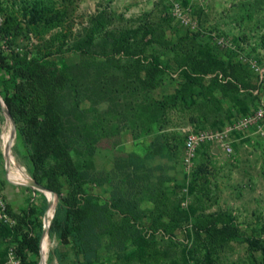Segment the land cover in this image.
<instances>
[{"label":"rangeland","instance_id":"374dc122","mask_svg":"<svg viewBox=\"0 0 264 264\" xmlns=\"http://www.w3.org/2000/svg\"><path fill=\"white\" fill-rule=\"evenodd\" d=\"M0 54L12 77L30 59L62 74L53 111L13 140L53 199L16 183L0 153V195L35 210L21 227L44 230L46 264H264V0H0ZM190 131L233 149L188 151ZM48 141L74 171L56 151L43 158ZM63 198L83 211L82 251L49 232ZM10 218L0 264H19ZM223 223L238 233L221 236Z\"/></svg>","mask_w":264,"mask_h":264},{"label":"trees","instance_id":"16d2710c","mask_svg":"<svg viewBox=\"0 0 264 264\" xmlns=\"http://www.w3.org/2000/svg\"><path fill=\"white\" fill-rule=\"evenodd\" d=\"M40 59H30L27 65L15 67L13 77L10 75V66L5 55L0 54V69L6 70L9 76L4 80L3 100L13 116L20 132L36 128L41 122V116L50 114L55 107L57 95V86L61 85L62 74L57 75L54 80L50 78V67ZM156 65H151L148 69L149 87L155 85ZM56 129L57 125H53ZM50 128V127H49ZM43 158H47L50 153L56 151V155L61 157V163L66 170L74 171V165L67 154L63 153L57 145L46 143ZM33 179L41 182L38 175ZM48 187L53 191H58L55 183L49 179ZM8 214L15 218V227L21 235L15 248V254L19 258V264H30L27 257V251L35 254L40 253V242L43 235L41 228L37 233L23 230L22 223L28 224V218L35 213V210L29 208L21 213L13 210L7 202ZM63 212V213H62ZM82 209L72 202L69 198H63V203L57 205L54 217L49 226V232L66 233L72 237L73 244L78 247L79 251L83 250L82 238ZM207 228V226L205 227ZM214 229L224 237H233L238 233V229L231 224L223 223Z\"/></svg>","mask_w":264,"mask_h":264},{"label":"bare ground","instance_id":"6f19581e","mask_svg":"<svg viewBox=\"0 0 264 264\" xmlns=\"http://www.w3.org/2000/svg\"><path fill=\"white\" fill-rule=\"evenodd\" d=\"M0 99L2 100L1 96H0ZM3 107H4V104H3ZM3 110H4V114L6 115L8 123L3 124L2 128L0 129V153H1V156H3L5 159L6 168L8 170L10 177L16 183H21L24 185H32L33 178L29 174L26 166L23 165L21 162H19V160L17 159V157L14 153V150H13L14 135H13V137L11 135V121L6 114L5 108H3ZM43 192L46 193L47 197L50 200L53 199V195L49 191H43ZM51 213L52 212L49 211V213L47 215V220L50 218ZM46 251H47L46 240L43 239V241L41 243V252H42V263L41 264H46L45 263Z\"/></svg>","mask_w":264,"mask_h":264},{"label":"built area","instance_id":"2783aa9c","mask_svg":"<svg viewBox=\"0 0 264 264\" xmlns=\"http://www.w3.org/2000/svg\"><path fill=\"white\" fill-rule=\"evenodd\" d=\"M206 142H216L214 149H223L226 152L232 151V143L228 139L224 138L223 133L219 132H197L190 131L185 139V147L188 151H195L201 144ZM12 221L10 215L7 212V203L2 195H0V221Z\"/></svg>","mask_w":264,"mask_h":264},{"label":"water","instance_id":"95a60500","mask_svg":"<svg viewBox=\"0 0 264 264\" xmlns=\"http://www.w3.org/2000/svg\"><path fill=\"white\" fill-rule=\"evenodd\" d=\"M3 104H4V107H3ZM0 105L2 106V108H5V111H6V114L7 116L9 117L10 121H11V135L13 137V135H15L16 133V123H15V120L13 118V116L11 115V113L9 112L4 100L0 99ZM33 183L31 185V187L35 188V189H38V190H42V191H49L52 195H53V191L51 189H49L48 187H46L45 185H43L42 183L36 181L35 179L32 180ZM50 201V199H49ZM48 224V222H47ZM44 231V230H43ZM40 252H41V245H40Z\"/></svg>","mask_w":264,"mask_h":264}]
</instances>
